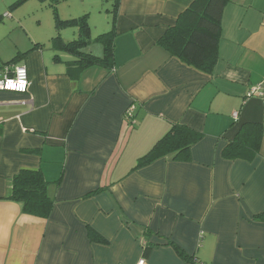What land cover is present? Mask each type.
<instances>
[{"label":"crops","instance_id":"0c3cea01","mask_svg":"<svg viewBox=\"0 0 264 264\" xmlns=\"http://www.w3.org/2000/svg\"><path fill=\"white\" fill-rule=\"evenodd\" d=\"M16 1L0 0V68L25 66L30 85L0 90V264H264V135L253 160L224 156L243 124L264 129L248 97L264 82V0L227 4L212 72L159 44L194 0H118L113 65L82 70L53 43L78 27ZM174 124L203 134L190 160L140 165ZM22 168L51 182L50 218L4 200Z\"/></svg>","mask_w":264,"mask_h":264},{"label":"trees","instance_id":"16d2710c","mask_svg":"<svg viewBox=\"0 0 264 264\" xmlns=\"http://www.w3.org/2000/svg\"><path fill=\"white\" fill-rule=\"evenodd\" d=\"M25 1L17 0L11 8L18 7ZM49 1L58 31L65 27H78L79 29L78 38L69 43H65L59 35L54 37V46L73 53L77 57L75 63L81 70L93 65L111 67L114 62L116 17L113 16L112 29L96 39L104 47L103 55L96 56L82 51L83 47L93 41L88 14L63 20L58 10V5L63 0ZM230 1L194 0L180 14L177 24L159 40V44L188 65L205 72H212L219 57L218 48L223 12ZM114 6L116 13L118 0H115ZM263 135L262 124L252 122L243 124L235 138L225 148L224 156L228 159L253 160L260 152ZM202 136L201 132L187 125L174 124L151 152L141 158L139 164L150 163L166 155H173L176 160L188 161L191 158V147ZM50 185L51 182L45 178L41 169L22 168L12 178L4 200L20 204L22 213L48 219L54 207V198L50 195ZM90 234L92 238H95L92 231Z\"/></svg>","mask_w":264,"mask_h":264},{"label":"rangeland","instance_id":"374dc122","mask_svg":"<svg viewBox=\"0 0 264 264\" xmlns=\"http://www.w3.org/2000/svg\"><path fill=\"white\" fill-rule=\"evenodd\" d=\"M115 0H63L58 5V10L60 17L63 20L78 18L83 15L89 14V25L91 27L92 42L85 46L82 51L88 53L90 50H95L96 48H102L100 41L96 40L100 35L109 32L111 29L110 24L113 20ZM44 7L45 15H48L49 20L52 21V9L50 7V1L42 0H26L21 6H25L26 9H35L39 6ZM72 15V16H70ZM70 32H74L76 29L71 28ZM92 53V52H91ZM96 55V54H94ZM98 56V55H97Z\"/></svg>","mask_w":264,"mask_h":264},{"label":"built area","instance_id":"2783aa9c","mask_svg":"<svg viewBox=\"0 0 264 264\" xmlns=\"http://www.w3.org/2000/svg\"><path fill=\"white\" fill-rule=\"evenodd\" d=\"M6 15L8 16L9 13H7ZM17 68L26 69V75L24 77H18L16 72ZM19 79H26L27 86L25 90L20 91L15 88L9 87V82L18 83ZM29 85H30L29 72L25 66L6 64L0 68V90L8 91V92H16V93H26L29 89ZM253 96L260 97L264 102V82L250 87L248 91V97H253ZM133 113H134V107L130 108L127 112V115L131 120L134 116ZM237 115H238L237 113H234L235 117ZM139 264H146V260L141 259ZM198 264H206V263L199 262Z\"/></svg>","mask_w":264,"mask_h":264},{"label":"clouds","instance_id":"9594fccd","mask_svg":"<svg viewBox=\"0 0 264 264\" xmlns=\"http://www.w3.org/2000/svg\"><path fill=\"white\" fill-rule=\"evenodd\" d=\"M16 72L18 77H24L26 75V69L24 68H17ZM26 86H27L26 79H19L18 83L9 82V87L15 88L20 91L25 90Z\"/></svg>","mask_w":264,"mask_h":264}]
</instances>
